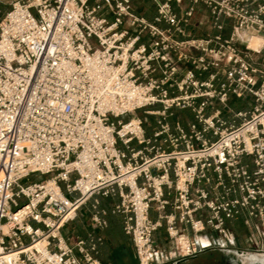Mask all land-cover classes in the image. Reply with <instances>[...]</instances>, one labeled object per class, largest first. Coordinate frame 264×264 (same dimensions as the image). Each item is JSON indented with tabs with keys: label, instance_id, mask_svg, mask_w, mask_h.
<instances>
[{
	"label": "built area",
	"instance_id": "obj_1",
	"mask_svg": "<svg viewBox=\"0 0 264 264\" xmlns=\"http://www.w3.org/2000/svg\"><path fill=\"white\" fill-rule=\"evenodd\" d=\"M151 1L0 0V264H102L101 236L62 233L95 195L139 264L162 227L186 259L207 228L234 246L237 219L264 253V0Z\"/></svg>",
	"mask_w": 264,
	"mask_h": 264
},
{
	"label": "crops",
	"instance_id": "obj_2",
	"mask_svg": "<svg viewBox=\"0 0 264 264\" xmlns=\"http://www.w3.org/2000/svg\"><path fill=\"white\" fill-rule=\"evenodd\" d=\"M132 2L134 5L144 4L149 10L150 17L155 13L153 3L146 4L148 0H132ZM253 103V96L249 94L240 98L231 97L229 101L230 107L237 110H248ZM221 110V116L224 119L233 120L228 109L221 107ZM118 201L119 197L117 195H95L91 197L78 209L76 217L62 228V233L72 238L79 236L90 239L101 236L102 240L98 243L97 255L102 264H139L132 238L123 230L122 215L111 211L113 205ZM95 213H98L100 218L106 221V225H100L92 219ZM151 216L156 217L154 211H152ZM229 224L234 231L236 242V245L231 248L237 250L246 248L247 229L243 222L237 219L230 221ZM154 238L161 251L160 256L154 258L155 264H175L179 261L194 264L198 259L206 258L214 252L215 249L211 248L212 246L222 242L213 230L207 228L198 239L201 250L189 258L180 259L174 254L173 242L169 240L164 227L155 232Z\"/></svg>",
	"mask_w": 264,
	"mask_h": 264
},
{
	"label": "water",
	"instance_id": "obj_3",
	"mask_svg": "<svg viewBox=\"0 0 264 264\" xmlns=\"http://www.w3.org/2000/svg\"><path fill=\"white\" fill-rule=\"evenodd\" d=\"M229 254L232 260H235L237 264H245V257L249 258L248 262L251 264H264V253H257L251 251H242L229 248H218L214 252L206 256V258L198 259L194 264H227L225 255ZM253 257L259 258V262H254ZM230 259L228 260V262ZM175 264H187L185 261H179Z\"/></svg>",
	"mask_w": 264,
	"mask_h": 264
},
{
	"label": "rangeland",
	"instance_id": "obj_4",
	"mask_svg": "<svg viewBox=\"0 0 264 264\" xmlns=\"http://www.w3.org/2000/svg\"><path fill=\"white\" fill-rule=\"evenodd\" d=\"M140 3H142V2H140ZM149 3H152L151 2V0H148V2H146V4H149ZM204 18V16H203V14H197L196 15V17H195V21H200V20H202ZM196 22V23H197ZM202 27V26H201ZM203 29H205L204 28V26H203ZM257 55V57H259V58H261V59H264V49L260 52V53H258V54H256ZM136 115H139V116H142V115H144L145 117H147V125L151 128L153 125H155V123H156V120H157V117L156 116H154V115H150V114H144L143 113V111L142 110H139V111H137L136 113H135ZM128 118V116H125L124 117V119H127ZM189 118H190V116H189V113H187V111H185V110H180V109H177V110H175V112H174V118H171V120H180V122L181 123H183V124H185V126H187V124H188V122H189ZM173 120V121H174ZM173 121L171 122V123H173ZM42 178V176H40L39 174H34V175H32L29 179H28V181H34V180H39V179H41ZM23 183H25L26 181L24 180V181H22Z\"/></svg>",
	"mask_w": 264,
	"mask_h": 264
},
{
	"label": "flooded vegetation",
	"instance_id": "obj_5",
	"mask_svg": "<svg viewBox=\"0 0 264 264\" xmlns=\"http://www.w3.org/2000/svg\"><path fill=\"white\" fill-rule=\"evenodd\" d=\"M235 245H236V242H235ZM234 245V246H235ZM211 248H214V249H218V248H222L219 244H217V245H214V246H212ZM229 249H235V248H229ZM201 250V249H200ZM237 250V249H236ZM242 251H251V252H254V251H252L251 249H250V244L248 243V241H247V247L246 248H243V249H241ZM252 258H253V261L254 262H259V258H257V257H253L252 256ZM230 259V261L228 262V260ZM225 260L227 261V264H237V262L235 261V260H232L231 258H230V255L229 254H227V255H225ZM248 260H249V258H247V257H245V264H251L250 262H248Z\"/></svg>",
	"mask_w": 264,
	"mask_h": 264
},
{
	"label": "bare ground",
	"instance_id": "obj_6",
	"mask_svg": "<svg viewBox=\"0 0 264 264\" xmlns=\"http://www.w3.org/2000/svg\"><path fill=\"white\" fill-rule=\"evenodd\" d=\"M245 39L248 41L250 47L259 49L262 43V37L259 35H246Z\"/></svg>",
	"mask_w": 264,
	"mask_h": 264
}]
</instances>
